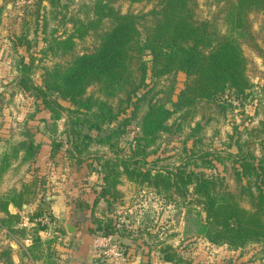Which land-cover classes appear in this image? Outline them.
Segmentation results:
<instances>
[{
    "label": "trees",
    "instance_id": "trees-1",
    "mask_svg": "<svg viewBox=\"0 0 264 264\" xmlns=\"http://www.w3.org/2000/svg\"><path fill=\"white\" fill-rule=\"evenodd\" d=\"M126 1L153 5L144 13H121L112 6L114 0H93L90 14L84 18H70L71 31L48 39L43 53L66 56L72 52L75 39L82 40L88 35L96 39L92 50L43 69L39 84L32 78L33 59L26 62L20 58L15 65V86L22 94L39 100L53 121L60 118V110L68 113L66 124L71 132L68 134L74 136L66 151L76 163L88 157L89 153L86 156L82 153L87 152L86 140L93 139L86 134L77 135L73 125L98 131L130 106L133 107L130 112L133 118L138 105L145 102L139 136L128 154L101 158V162L100 158L96 159L101 186L92 205L99 200L110 205V199L113 201L120 195L116 187L124 175L128 181L149 187L162 197L185 201L189 212L202 213L203 218L197 219V233L207 242L232 250L258 245L264 257V141L259 139L264 122H260L259 128L249 129L244 140L240 134L236 136L234 152L196 150L195 140L192 147L184 149L185 158L191 159L194 167L209 169L214 163L228 161L235 192L228 190L219 174L186 170L182 166L163 167L154 173L143 169L146 156L156 153L161 135L173 133L168 124L173 114L191 115L201 101L218 103V100L233 99L241 103L247 99L253 84L247 75L242 43L256 47L248 15L252 12L264 14V0H228L220 10L223 31L215 19H197L191 0ZM147 56L151 58L145 59ZM176 72H183L186 81L169 109L165 103L173 92L171 79V84L161 86L164 90H157L156 84ZM148 78L152 79L150 86ZM89 87L92 91L87 93ZM160 93L166 94L165 97H157ZM58 98L68 101L73 108H65ZM128 119L124 118L122 124ZM178 129L177 124L174 132ZM110 136L105 140H110ZM4 142L6 145L0 155V185L15 161L19 160L15 167L33 161L39 151V144L31 138L17 143ZM255 145L260 148L259 155L252 151ZM55 146L60 144L55 142ZM43 184L36 179L23 184L19 191L0 194V212L4 214L0 218V229H6L15 237L28 238L30 245L26 251L35 260L42 259L44 248L48 251L46 257L50 255L49 244L54 238L42 241L39 232L46 226L38 222L28 228L18 227L20 215L9 213L7 206L11 204L21 210L22 204H35L33 213L28 215L29 222L40 217L43 210L49 214L46 195L37 198L44 189ZM91 221L94 225L91 233L107 235L114 232L110 222L102 225L93 216ZM159 252L164 262H182L168 244L159 245ZM0 261L11 264L9 246L0 247ZM45 264H53V261L45 259Z\"/></svg>",
    "mask_w": 264,
    "mask_h": 264
},
{
    "label": "rangeland",
    "instance_id": "rangeland-1",
    "mask_svg": "<svg viewBox=\"0 0 264 264\" xmlns=\"http://www.w3.org/2000/svg\"><path fill=\"white\" fill-rule=\"evenodd\" d=\"M92 1L0 0V87L5 86L0 90V155L6 145L5 140L17 143L31 138L34 143L39 144V151L34 160L12 169L4 185L10 187L8 190H15L14 185L22 186L32 180H41L44 182V189L37 198L51 194L53 186L48 187V183H59L65 189L73 187L72 199L79 209L75 210L73 220L77 221L78 214H84L86 219L93 216L101 221L102 225L110 222L113 231L117 232L119 245L126 246V264H174L162 261L159 245L164 244L172 246L181 257L182 262L179 264H264V257L261 256L258 245L232 250L224 245L207 242L197 233V219L203 217L202 213L197 215L189 212L184 205L185 201L162 197L149 187L128 181L124 175L116 187L120 195L113 201L110 199V205L103 200H99V204L95 206L92 205V198L96 197L101 186L96 159L100 158L101 162V158L123 157L128 154L139 136L140 117L145 110V102L138 105L133 118L130 117L133 109L130 106L124 114L111 123L103 124L98 131L73 125L77 135L86 134L93 139L86 140L87 152L82 153V156L89 153L88 157H83L82 162L76 163L66 151L70 146L69 140L74 136L68 134V113L60 110V118L53 121L49 111L43 108L39 100L18 93L15 85H12L13 80H10L9 76L16 71L15 65L20 58L26 62L33 59L32 78L39 84L43 69L92 50L96 39L88 35L82 40L75 39L72 52L66 56L43 53L48 39L61 37L71 31L70 18H84L89 13ZM191 1L197 19H215L220 30H224L223 14L220 10L228 0ZM152 5L153 3H130L126 0H114L112 3L121 13L134 14L148 11ZM248 20L256 47L242 43V51L247 59V75L253 84L247 99L241 103L233 99L218 100V103L201 101L191 115L181 117L179 114H173L168 120L173 133L161 135L156 153L146 156L143 169L154 173L163 167L171 169L182 166L186 170L219 174L224 178L228 190L236 191L228 161L223 164L214 163V167L209 169L194 167L191 159L185 158L184 149L192 147L195 140L196 150L234 152L233 142L236 136L240 134L241 140H244L249 129L259 128L260 122H264V14L252 12L248 15ZM170 79L173 92L165 103L169 109L172 108L171 102L176 100L178 91L183 87L186 76L183 72H176L168 79L158 80L156 89L164 90L161 86L171 84ZM147 83L152 85V79L148 78ZM91 91L92 87H89L87 93ZM163 94L160 93L157 97L164 98L166 94ZM57 100L65 108H73L68 101L60 98ZM124 118L129 119L122 124ZM177 124L179 129L174 132ZM194 127L196 130L192 131ZM109 134L110 140H105ZM259 139L264 141V127ZM55 142L60 146H55ZM252 151L259 155V146L255 145ZM18 161H15V164ZM242 205L246 206L245 202H242ZM29 207L28 205L21 208L20 211L28 210ZM31 208L33 209L28 210V215L34 211V207ZM47 209L49 210L48 207ZM50 220V213L43 210V214L32 223L38 222L43 226L49 224L50 230H53L54 225ZM101 234L97 233L95 236ZM0 237V241L8 240L1 233ZM2 244L0 246L4 247ZM51 257L46 259L53 260Z\"/></svg>",
    "mask_w": 264,
    "mask_h": 264
},
{
    "label": "crops",
    "instance_id": "crops-1",
    "mask_svg": "<svg viewBox=\"0 0 264 264\" xmlns=\"http://www.w3.org/2000/svg\"><path fill=\"white\" fill-rule=\"evenodd\" d=\"M16 76V71L9 76V79L13 80L12 85H15ZM2 77L5 78L4 75ZM2 81L5 82V80ZM4 87L5 86L2 88L0 87V90H2ZM14 88L18 91V93L22 94V92L18 90L17 87L14 86ZM14 168L15 164L4 176V182L2 181V184L0 185V194L9 191L8 189L10 187L4 185L5 179L8 177V173ZM53 184L48 183V187H53L51 194L45 196V200L48 203L49 213L52 216L50 223L54 225V229L50 230V225L47 223L48 225L46 228L39 232V237L44 242L54 238V241H51L49 244V256H52L51 259H53V264H89L96 260V252L94 248V239L96 237V233L90 232L91 230H94V225L89 217L88 219L85 218L86 216L84 214H78L77 221L73 220L75 210L79 211L77 208L78 206L76 207L72 199V193L74 191L73 187L65 189L59 183ZM13 188L16 191H19L21 186L17 184L14 185ZM94 199L95 196L92 198V202ZM97 204H99V202ZM29 206V209H33L31 206L34 207L35 204L31 203ZM24 207H28V205L22 204V208ZM28 210L26 209L24 211H20L11 204L7 206V211L9 213H17L20 215L21 220L17 225L18 227L28 228L33 225L32 222L28 221ZM2 217H4V214L0 212V218ZM65 224H70L74 227V231L70 235L67 243H65ZM0 233L4 238L6 237L8 239L6 241L1 240L0 245L4 243L2 245L9 246L11 264H45V259L49 257H46L48 252L46 248L43 249L42 259L35 260L30 255H28L26 251L27 246L30 245V240L28 238L15 237L4 228L0 229ZM123 248L125 250L126 246ZM0 264H2L1 261Z\"/></svg>",
    "mask_w": 264,
    "mask_h": 264
},
{
    "label": "built area",
    "instance_id": "built-area-1",
    "mask_svg": "<svg viewBox=\"0 0 264 264\" xmlns=\"http://www.w3.org/2000/svg\"><path fill=\"white\" fill-rule=\"evenodd\" d=\"M117 232L99 235L94 239L96 260L91 264H126L124 248L117 241Z\"/></svg>",
    "mask_w": 264,
    "mask_h": 264
},
{
    "label": "water",
    "instance_id": "water-1",
    "mask_svg": "<svg viewBox=\"0 0 264 264\" xmlns=\"http://www.w3.org/2000/svg\"><path fill=\"white\" fill-rule=\"evenodd\" d=\"M151 57L148 56L147 58L145 59H150ZM203 218V217H202ZM64 228H65V233H66V236H65V243H67V241L69 240L70 238V235L72 234V232L74 231V227L71 226L70 224H65L64 225Z\"/></svg>",
    "mask_w": 264,
    "mask_h": 264
}]
</instances>
